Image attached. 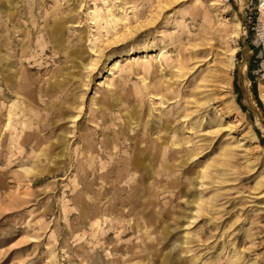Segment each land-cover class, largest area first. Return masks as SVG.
<instances>
[{
    "label": "rangeland",
    "instance_id": "1",
    "mask_svg": "<svg viewBox=\"0 0 264 264\" xmlns=\"http://www.w3.org/2000/svg\"><path fill=\"white\" fill-rule=\"evenodd\" d=\"M120 6L0 0V264H264V0ZM108 9L114 29L99 23ZM201 10L215 29L240 22L233 70L218 47L180 80V103L140 106L136 63L175 58ZM169 105L176 155L161 153Z\"/></svg>",
    "mask_w": 264,
    "mask_h": 264
},
{
    "label": "bare ground",
    "instance_id": "2",
    "mask_svg": "<svg viewBox=\"0 0 264 264\" xmlns=\"http://www.w3.org/2000/svg\"><path fill=\"white\" fill-rule=\"evenodd\" d=\"M120 1H121L120 9L122 11H125L126 10V0H120ZM163 5H165V4L164 3L159 4L158 9H160V10L164 9L165 7ZM107 13L109 14V16H107V17H103V16L98 15L99 23L101 26H103V28L113 27V29H114L118 25H120L121 23L124 22V20L119 18L117 15H115L112 12V10L108 9ZM200 17H202V23H201L202 25L197 26L198 27V34L193 35L194 33L192 32L191 26L194 27V25H192V23L198 22ZM155 18L156 17H154V16L148 17V20H147L148 24H153L156 20ZM190 20H191L190 24H188L187 21H185L184 23H181V24H183L182 27L185 30L184 35H186V36L183 35L184 39L181 37H180L181 38L180 40L173 39V42L171 44V45H173L174 49H177L176 52H178V55L175 58H172V56L166 55L167 53H162L161 56L159 57V55H158V58H156V59L155 58L154 59L153 58L148 59L146 56L145 59H142L141 61L136 63L137 75H141V74L144 75V78H143L144 84L142 86L136 87L134 90V92L136 93L135 96H136L137 102L140 103V106L144 103L143 100L146 98L147 95H154V97L160 101V103L156 104V106H163L167 102H172L174 100H177L176 103H180L182 97H181L180 92L177 91V89H181V88H179L180 85H178V83H180V80H183V79L187 80V77L189 74L195 75L198 71H200V69L202 67L201 64L204 63L203 65H205L209 61H211V59H213L211 56L215 55V52H217L218 47L225 46L226 47L225 51L228 54L227 60L225 61V63H223V67L225 68L223 72L226 75H228L229 71L233 70L234 65H235L236 55L238 53L239 47L238 46L232 47L231 43H233V44L237 43V40L239 38V33H240V31H239L240 22H238L239 28H234L233 26L228 24V25H225L223 29H215L213 26L214 25L213 22L210 21V17L208 15V12L204 11V10L197 11V12L193 13L191 15ZM179 25H180V23H179ZM94 36H93V38H94ZM95 38H96V36H95ZM263 39H264V33H263ZM92 41L90 40V43H92ZM94 42L95 41H93V43ZM91 46H93V45H91ZM93 51H95V50L93 49ZM97 51H98V49H97ZM94 63L95 62L93 60H91L90 63H88V65H85V67L93 68L96 66V64H94ZM164 66L167 68H170L169 69L170 77H167V74H163L161 76L159 75L160 73H162L166 69V68H164ZM114 67L119 68V65L115 64ZM162 67H163V69H162ZM217 71L220 72V69H218ZM131 72H133V70L123 71V76L124 75L125 76L130 75ZM184 80H183V82H184ZM183 82H182V84H183ZM227 82L229 84V88L231 89V91H233V82L232 81H227ZM183 88H185V86H183ZM261 89H262L261 90V97L264 101V85L261 86ZM174 103H172V104H174ZM176 105H174V106L169 105V107H168L169 111L167 113H161L160 117H158L161 124H162L159 135L166 133V136L163 137V140L159 137V139L162 140V144H161V153L162 154H166L167 152L171 151L174 153V155H176L177 153H179V151H182V150L176 148L178 138H177V132H175L174 131L175 129L173 128V125L175 124L174 118H177V115H175V117H174V114H175L174 110L177 109ZM14 109H16V107ZM155 110H158V109H155ZM187 117H188V115L184 116L182 114L178 117V119H180V121H181L183 118L186 119ZM24 121H25V118H24ZM25 124H27V123H25ZM19 125H21V124H19ZM23 126H24V124H23ZM23 126H21V127H23ZM12 128L14 129V127H12ZM12 132H13V130H12ZM116 141L114 140V142H116ZM118 143H117V145H118ZM255 145H256L257 149L261 148V146L258 145V143ZM138 146H139V144H138ZM88 147L90 148V146H88ZM138 152H139V150H138ZM135 153H136V151H135ZM89 154H90V152H89ZM87 156H90V155H87ZM153 156H157V155H153ZM112 159H113V157H112ZM153 162H155V160L154 161L152 160V163ZM153 169H155V168H153ZM103 175H104V173H103ZM205 178H206L205 174L204 173L201 174L200 179L204 180ZM201 186H202V183H201ZM101 188H102V186H101ZM200 202H201L200 198L196 199V201H195V203L198 205V209L196 210V213L200 212V208H199Z\"/></svg>",
    "mask_w": 264,
    "mask_h": 264
},
{
    "label": "trees",
    "instance_id": "3",
    "mask_svg": "<svg viewBox=\"0 0 264 264\" xmlns=\"http://www.w3.org/2000/svg\"><path fill=\"white\" fill-rule=\"evenodd\" d=\"M237 56V55H236Z\"/></svg>",
    "mask_w": 264,
    "mask_h": 264
}]
</instances>
